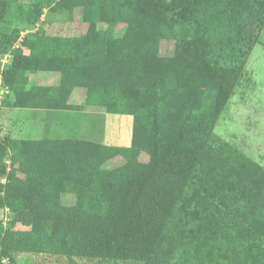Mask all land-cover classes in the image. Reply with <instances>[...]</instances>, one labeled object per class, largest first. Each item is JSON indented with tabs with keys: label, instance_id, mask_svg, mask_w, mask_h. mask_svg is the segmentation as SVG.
<instances>
[{
	"label": "trees",
	"instance_id": "1",
	"mask_svg": "<svg viewBox=\"0 0 264 264\" xmlns=\"http://www.w3.org/2000/svg\"><path fill=\"white\" fill-rule=\"evenodd\" d=\"M45 9L79 14L87 30H40L15 49L17 32L0 35V58L10 57L0 66L4 106L128 115L132 141L3 138L0 209L12 227L23 219L30 228L0 221V264L18 254L70 264H264V167L214 131L264 28V0H30L28 8L0 0V23L33 26ZM163 41L172 56L160 54ZM35 74L59 82L35 85Z\"/></svg>",
	"mask_w": 264,
	"mask_h": 264
},
{
	"label": "rangeland",
	"instance_id": "2",
	"mask_svg": "<svg viewBox=\"0 0 264 264\" xmlns=\"http://www.w3.org/2000/svg\"><path fill=\"white\" fill-rule=\"evenodd\" d=\"M20 7L28 8L30 0H16ZM88 25L84 23L79 14L70 17L68 14L56 15L49 13L47 9L36 25L29 26L9 18L0 23V35L17 32V42L12 49L18 47L22 38L27 34H35L40 30L48 35L73 37L86 32ZM27 37V36H25ZM20 41V42H19ZM162 56L173 55V43L163 41L160 46ZM4 56L0 58L3 62ZM10 63V58H7ZM35 85H56L59 82L57 74H35L29 77ZM2 84H0L1 96ZM7 91V90H6ZM82 90L76 89L72 95L71 103L79 105ZM3 99H0V120L4 115ZM95 109V108H94ZM94 113H80L60 111L47 114V112H35L33 110L15 111L16 121L22 131L41 133L49 138L77 139L98 143L106 146L130 147L132 141L133 118L128 115L106 114L102 109L96 108ZM99 112V114H98ZM43 118V124L40 122ZM20 119V120H19ZM49 120V121H48ZM3 124V123H2ZM0 122V141L8 136L6 128ZM215 133L223 140L230 142L242 150L252 160L264 167V28L260 34L258 43L254 46L247 59L243 73L227 102L215 128ZM148 160L146 153L140 155V161ZM120 159H114L105 164V167H116ZM7 166L10 162L7 161ZM6 181H2V184ZM62 201L66 205L73 204L71 197L65 196ZM13 216L8 209H0V221L6 228L14 230H29L26 220H19L12 227ZM16 264H70L63 257L49 255L18 254L15 256ZM77 264H88L86 260L76 259ZM8 264V261H4ZM136 264V263H128Z\"/></svg>",
	"mask_w": 264,
	"mask_h": 264
},
{
	"label": "crops",
	"instance_id": "3",
	"mask_svg": "<svg viewBox=\"0 0 264 264\" xmlns=\"http://www.w3.org/2000/svg\"><path fill=\"white\" fill-rule=\"evenodd\" d=\"M79 96V98L81 97V95H76V98ZM4 110H2V112H4V115L2 114V119L0 120L2 127L7 129V134L8 136H10L13 139H22V140H57V139H63V138H49L44 135H42L41 133H36V132H31V133H24V131H22L19 125H17V121H16V113L15 111H19V110H33L35 112H47V114H52V113H57L60 111H55V110H42V109H18V108H8V107H4ZM70 112H74V111H70ZM80 113H94L92 112L91 109H87L86 111H82ZM99 114V112H98ZM20 120V119H19ZM49 121V120H48ZM40 122L43 124V118L40 117ZM16 230V229H15Z\"/></svg>",
	"mask_w": 264,
	"mask_h": 264
},
{
	"label": "built area",
	"instance_id": "4",
	"mask_svg": "<svg viewBox=\"0 0 264 264\" xmlns=\"http://www.w3.org/2000/svg\"><path fill=\"white\" fill-rule=\"evenodd\" d=\"M7 58L9 59L10 57L8 55L4 56L3 62L1 61V69H3L8 63H7ZM0 84H2L1 79H0ZM6 92L5 89H1V96L0 99H3V93Z\"/></svg>",
	"mask_w": 264,
	"mask_h": 264
}]
</instances>
